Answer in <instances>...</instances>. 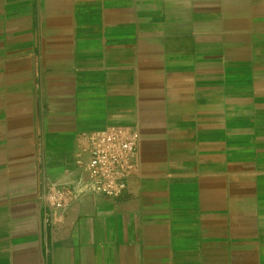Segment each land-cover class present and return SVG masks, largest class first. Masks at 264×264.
<instances>
[{
  "label": "crops",
  "instance_id": "0c3cea01",
  "mask_svg": "<svg viewBox=\"0 0 264 264\" xmlns=\"http://www.w3.org/2000/svg\"><path fill=\"white\" fill-rule=\"evenodd\" d=\"M107 126L117 200L76 165ZM0 264H264V0H0Z\"/></svg>",
  "mask_w": 264,
  "mask_h": 264
},
{
  "label": "built area",
  "instance_id": "2783aa9c",
  "mask_svg": "<svg viewBox=\"0 0 264 264\" xmlns=\"http://www.w3.org/2000/svg\"><path fill=\"white\" fill-rule=\"evenodd\" d=\"M76 165L87 175L86 191L119 199L137 171L139 131L132 126H107L79 134ZM76 196L69 188L45 187L43 205L51 212L68 208Z\"/></svg>",
  "mask_w": 264,
  "mask_h": 264
}]
</instances>
